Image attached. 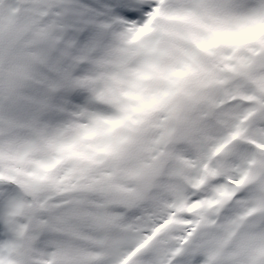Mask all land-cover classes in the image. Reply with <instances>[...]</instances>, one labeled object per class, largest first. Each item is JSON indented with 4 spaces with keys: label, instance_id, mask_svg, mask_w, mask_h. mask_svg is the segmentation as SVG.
Returning a JSON list of instances; mask_svg holds the SVG:
<instances>
[{
    "label": "snow or ice",
    "instance_id": "1",
    "mask_svg": "<svg viewBox=\"0 0 264 264\" xmlns=\"http://www.w3.org/2000/svg\"><path fill=\"white\" fill-rule=\"evenodd\" d=\"M0 264H264V0H0Z\"/></svg>",
    "mask_w": 264,
    "mask_h": 264
}]
</instances>
